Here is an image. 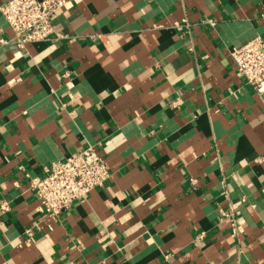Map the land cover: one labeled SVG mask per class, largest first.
<instances>
[{
  "label": "crops",
  "instance_id": "obj_1",
  "mask_svg": "<svg viewBox=\"0 0 264 264\" xmlns=\"http://www.w3.org/2000/svg\"><path fill=\"white\" fill-rule=\"evenodd\" d=\"M53 26L0 44V264H264V91L230 53L264 0H67ZM88 146L109 179L49 217L29 178Z\"/></svg>",
  "mask_w": 264,
  "mask_h": 264
},
{
  "label": "built area",
  "instance_id": "obj_2",
  "mask_svg": "<svg viewBox=\"0 0 264 264\" xmlns=\"http://www.w3.org/2000/svg\"><path fill=\"white\" fill-rule=\"evenodd\" d=\"M67 0H10L0 6L12 36L0 44L12 43L17 50L47 41L55 34L53 19ZM64 36V35H63ZM237 72L258 92L264 91V39L261 36L230 50ZM110 169L95 146H88L55 162L43 176L29 178V185L49 217L58 218L75 203L86 201L92 191L103 187ZM7 205H3L6 209ZM30 232V230H28Z\"/></svg>",
  "mask_w": 264,
  "mask_h": 264
}]
</instances>
